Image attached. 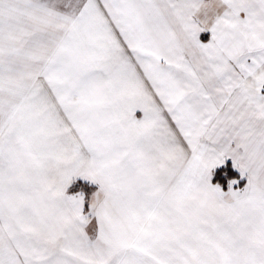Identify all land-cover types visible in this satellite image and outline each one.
<instances>
[{"label":"snow or ice","instance_id":"6c2138e0","mask_svg":"<svg viewBox=\"0 0 264 264\" xmlns=\"http://www.w3.org/2000/svg\"><path fill=\"white\" fill-rule=\"evenodd\" d=\"M0 264H264V0H0Z\"/></svg>","mask_w":264,"mask_h":264}]
</instances>
